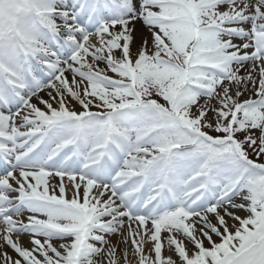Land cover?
<instances>
[{
	"label": "snow or ice",
	"instance_id": "1",
	"mask_svg": "<svg viewBox=\"0 0 264 264\" xmlns=\"http://www.w3.org/2000/svg\"><path fill=\"white\" fill-rule=\"evenodd\" d=\"M0 264H264V0H0Z\"/></svg>",
	"mask_w": 264,
	"mask_h": 264
},
{
	"label": "bare ground",
	"instance_id": "2",
	"mask_svg": "<svg viewBox=\"0 0 264 264\" xmlns=\"http://www.w3.org/2000/svg\"><path fill=\"white\" fill-rule=\"evenodd\" d=\"M241 215H245V213H240Z\"/></svg>",
	"mask_w": 264,
	"mask_h": 264
}]
</instances>
